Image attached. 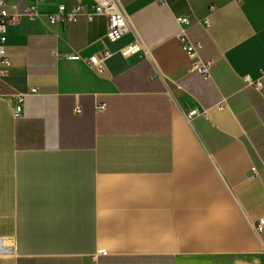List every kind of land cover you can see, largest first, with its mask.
Wrapping results in <instances>:
<instances>
[{"label":"crops","instance_id":"1","mask_svg":"<svg viewBox=\"0 0 264 264\" xmlns=\"http://www.w3.org/2000/svg\"><path fill=\"white\" fill-rule=\"evenodd\" d=\"M162 1L120 0L131 31L115 43L104 16L47 23L90 0H46L9 26L0 264H264V0ZM178 16L212 80L191 71ZM105 49L104 75L66 58Z\"/></svg>","mask_w":264,"mask_h":264},{"label":"built area","instance_id":"2","mask_svg":"<svg viewBox=\"0 0 264 264\" xmlns=\"http://www.w3.org/2000/svg\"><path fill=\"white\" fill-rule=\"evenodd\" d=\"M36 5L29 6L23 11H19L17 5L9 6L5 0H0V94H2V81L9 74L11 68V61L7 53L8 45V31L9 26L15 21L21 19H28L34 21L40 18L38 12V4L44 3L46 0H33ZM162 5H167V2L162 1ZM11 8L13 11L10 12ZM81 15H86L89 20H92L95 16H104L107 18V33L106 38L108 41L115 43L122 39L127 33L131 31L128 17L120 3V0H90V10L88 11L84 5H76L72 8H67L65 5H59L57 12L49 15L46 21L51 26H66L77 20ZM176 22L180 27L179 41L180 46L184 53L190 59V69L192 72L201 75L205 80H212V71L214 68L213 61H204L200 56L202 45L200 43H194L188 33L187 28L191 24L189 16H178ZM207 28L211 26L210 21L207 19L204 21ZM142 45L135 43L125 47L121 54L124 57H131L132 55L140 53ZM112 57V53L105 49L98 54L93 55L89 59H83L78 54L66 56L67 59L74 61H85L92 69H94L99 75H104L107 72V62ZM256 88L262 89V84L257 83ZM37 89H32L31 93L36 94ZM15 116L21 117L24 112V95H14ZM100 111H105L106 105L102 104L98 107ZM75 113L80 115L82 109L76 107ZM198 115V111L194 110L189 113L188 118L192 119ZM252 174L257 176L259 171L257 168H252ZM257 231L259 233L264 232V218L260 219L257 224Z\"/></svg>","mask_w":264,"mask_h":264}]
</instances>
